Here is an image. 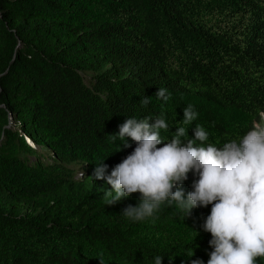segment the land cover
Here are the masks:
<instances>
[{
	"label": "trees",
	"instance_id": "obj_1",
	"mask_svg": "<svg viewBox=\"0 0 264 264\" xmlns=\"http://www.w3.org/2000/svg\"><path fill=\"white\" fill-rule=\"evenodd\" d=\"M261 112L264 0H0V264L206 262L211 205L132 222L139 193L106 205L93 162L132 151L108 135L127 117L163 115L165 139L198 124L220 146Z\"/></svg>",
	"mask_w": 264,
	"mask_h": 264
},
{
	"label": "clouds",
	"instance_id": "obj_2",
	"mask_svg": "<svg viewBox=\"0 0 264 264\" xmlns=\"http://www.w3.org/2000/svg\"><path fill=\"white\" fill-rule=\"evenodd\" d=\"M155 94L168 98L164 88ZM147 102V98L142 101ZM182 111V124H191L198 115L191 104ZM167 129L163 115L127 117L118 132L108 134L122 140L124 147H131L128 138L135 146L110 170L104 160L93 162L92 180L111 186L104 192L111 197L106 205L139 193L137 204L120 211L132 222L152 217L162 203H175L185 218L193 209L211 205L200 224L211 235V251L206 250V262L197 257L189 264H257L258 257L264 258V112L243 135L220 146L206 143L209 133L198 124L187 140L181 139L185 127L175 128L170 139L161 136V130ZM189 173L194 179L185 192L182 185ZM163 257H151L152 264H162Z\"/></svg>",
	"mask_w": 264,
	"mask_h": 264
},
{
	"label": "rangeland",
	"instance_id": "obj_3",
	"mask_svg": "<svg viewBox=\"0 0 264 264\" xmlns=\"http://www.w3.org/2000/svg\"><path fill=\"white\" fill-rule=\"evenodd\" d=\"M80 171H82V172H84V170L81 168V169H79V171H78V176L80 177Z\"/></svg>",
	"mask_w": 264,
	"mask_h": 264
}]
</instances>
